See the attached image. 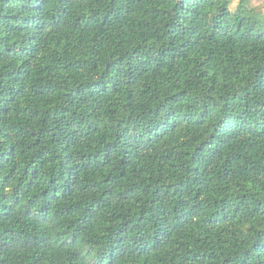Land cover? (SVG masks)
<instances>
[{
    "label": "trees",
    "instance_id": "16d2710c",
    "mask_svg": "<svg viewBox=\"0 0 264 264\" xmlns=\"http://www.w3.org/2000/svg\"><path fill=\"white\" fill-rule=\"evenodd\" d=\"M0 264H264L260 0H0Z\"/></svg>",
    "mask_w": 264,
    "mask_h": 264
},
{
    "label": "clouds",
    "instance_id": "9594fccd",
    "mask_svg": "<svg viewBox=\"0 0 264 264\" xmlns=\"http://www.w3.org/2000/svg\"><path fill=\"white\" fill-rule=\"evenodd\" d=\"M236 2L238 3L239 0H236ZM260 3H261V5H264V0H260Z\"/></svg>",
    "mask_w": 264,
    "mask_h": 264
}]
</instances>
